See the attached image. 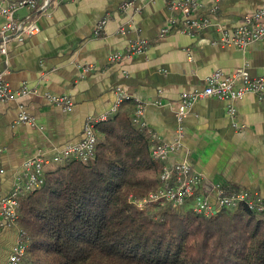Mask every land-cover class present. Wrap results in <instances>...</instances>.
<instances>
[{
  "label": "crops",
  "instance_id": "0c3cea01",
  "mask_svg": "<svg viewBox=\"0 0 264 264\" xmlns=\"http://www.w3.org/2000/svg\"><path fill=\"white\" fill-rule=\"evenodd\" d=\"M170 3L63 0L51 15H37L38 34L10 42L7 56L0 53V73L13 89L28 87L23 103L34 118V124L18 123L16 102H0V200L11 194L30 158L53 156L79 142L85 123L111 110L118 86L145 105L146 128L159 141L173 142L180 125L172 110L154 105L157 98L174 102L182 93L203 89L205 78L217 70L230 75L245 68L252 78L264 77V42L245 50L219 43L222 30L237 29L264 0H200L195 15L210 24L193 34L183 32L184 17ZM29 14L22 9L17 18ZM141 39L148 44L145 52L131 54L129 47ZM113 55L121 58L110 62ZM48 94L68 95L72 109L51 104ZM227 105L214 98L194 104L181 124L183 148L168 162L188 154L205 179L201 192L212 199L215 185L248 189L264 198V101L247 94L236 103L241 129ZM18 232L19 226H6L0 213V264H7Z\"/></svg>",
  "mask_w": 264,
  "mask_h": 264
},
{
  "label": "trees",
  "instance_id": "16d2710c",
  "mask_svg": "<svg viewBox=\"0 0 264 264\" xmlns=\"http://www.w3.org/2000/svg\"><path fill=\"white\" fill-rule=\"evenodd\" d=\"M135 102L95 124L92 161L66 160L21 199L20 264H264V213L244 205L212 217L131 201L160 186L152 132L133 123Z\"/></svg>",
  "mask_w": 264,
  "mask_h": 264
},
{
  "label": "built area",
  "instance_id": "2783aa9c",
  "mask_svg": "<svg viewBox=\"0 0 264 264\" xmlns=\"http://www.w3.org/2000/svg\"><path fill=\"white\" fill-rule=\"evenodd\" d=\"M63 0H0V17L3 24L0 28V53L7 56L10 42L22 43L26 36L39 33L37 15H51ZM145 2L147 0H135ZM152 1V0H151ZM171 7L179 10L183 19V32L193 34L195 31L207 27L209 19L199 18L195 15L200 7V0H169ZM220 1V0H215ZM128 5H124L127 7ZM26 9L30 14L20 20L18 11ZM107 20L104 19L96 27V34L100 35L105 28ZM255 42H264V5L258 10L245 16L241 25L233 30H222L219 43L222 45L245 50ZM145 39L134 42L129 47L131 54L139 55L147 48ZM120 55L110 57V62L118 61ZM117 99L111 110L95 119H89L83 128L82 138L79 142L69 144L58 150L53 156L39 154L30 158L23 166V173L18 178L11 194L0 200V213L4 224L8 227L18 225L21 199L40 189L44 184L47 170L66 160L76 159L83 162L92 161L95 157L97 136L95 124L105 121L117 113L120 106L131 98L121 86L115 89ZM29 94L25 85L20 89H13L0 73V102L15 101L19 110L18 123L34 124V118L27 112L23 99ZM247 94H254L264 101V77L252 78L245 68L237 69L233 74H225L221 70L214 71L205 78L203 89L182 93L176 101L163 102L160 98L154 105L167 107L172 110L178 120L179 137L173 142L159 141L152 133L150 148L151 156L160 163V186L155 191L140 199L130 198L133 204L141 211H159L164 207L174 210H190L192 213L205 217H212L222 210H234L244 205L251 211L264 213V198L255 191L248 189H228L222 185H215V198L201 192L205 183L202 174L196 172L190 162L189 155L177 163L169 164V158L183 148L181 141V124L188 116L190 108L207 98H214L228 103L229 116L234 120L237 128H244L236 122V103ZM48 101L58 107L70 111L73 102L68 95H47ZM135 109L133 123L146 127L143 122L145 105L134 100ZM18 240L14 245L7 264H20L26 252L25 233L19 228Z\"/></svg>",
  "mask_w": 264,
  "mask_h": 264
}]
</instances>
